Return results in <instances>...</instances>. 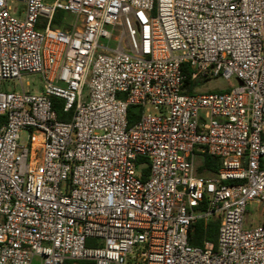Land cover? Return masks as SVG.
<instances>
[{"label": "built area", "instance_id": "obj_1", "mask_svg": "<svg viewBox=\"0 0 264 264\" xmlns=\"http://www.w3.org/2000/svg\"><path fill=\"white\" fill-rule=\"evenodd\" d=\"M206 154L217 171L199 172ZM253 204L264 215V0H0V264H264ZM214 217L217 245H192Z\"/></svg>", "mask_w": 264, "mask_h": 264}, {"label": "trees", "instance_id": "obj_2", "mask_svg": "<svg viewBox=\"0 0 264 264\" xmlns=\"http://www.w3.org/2000/svg\"><path fill=\"white\" fill-rule=\"evenodd\" d=\"M63 16L62 12H59L56 15L55 23L59 24L60 17ZM197 85V82H193L190 80L189 77L185 80V92H193V88ZM223 89H209V91H220ZM195 92V91H194ZM54 108L57 112V117L59 120L66 121L69 120L71 117V112H65L62 108V101L59 98H53ZM143 111V107L140 105H130L128 108V126H133L139 116ZM3 120V119H2ZM139 164L147 163L145 159H139ZM220 166V161L217 157L206 154L204 158L203 165L199 166V172L202 173H210L215 172L218 170ZM142 172L147 175L149 171L148 165L141 166ZM219 226H220V219L219 217H214L205 221L204 219H199L193 226V230L189 233V242L192 245L199 246L203 245L205 241L213 242L217 245L218 242V235H219ZM80 264H90L87 261H79Z\"/></svg>", "mask_w": 264, "mask_h": 264}, {"label": "rangeland", "instance_id": "obj_3", "mask_svg": "<svg viewBox=\"0 0 264 264\" xmlns=\"http://www.w3.org/2000/svg\"><path fill=\"white\" fill-rule=\"evenodd\" d=\"M68 18H72L71 14H67ZM23 83L25 87L29 88L32 91H40L41 90V81L39 74H24L22 77ZM29 81L31 85L28 87L26 86V82ZM231 82L236 83L235 79H232ZM229 81L224 78H213L207 81H202L197 83V87L199 90H209V89H222L227 87ZM21 89V83L19 79L15 80H7L4 82L3 89ZM155 110L154 107H152ZM26 133H23V138H26ZM256 210V205L253 204L249 206V213H248V223L259 224L264 221V215L258 214ZM33 264H40V259L36 257L33 261Z\"/></svg>", "mask_w": 264, "mask_h": 264}]
</instances>
